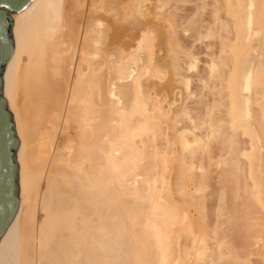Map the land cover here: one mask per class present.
I'll return each mask as SVG.
<instances>
[{
    "label": "bare ground",
    "instance_id": "6f19581e",
    "mask_svg": "<svg viewBox=\"0 0 264 264\" xmlns=\"http://www.w3.org/2000/svg\"><path fill=\"white\" fill-rule=\"evenodd\" d=\"M12 18L20 206L0 264H264V0Z\"/></svg>",
    "mask_w": 264,
    "mask_h": 264
},
{
    "label": "water",
    "instance_id": "95a60500",
    "mask_svg": "<svg viewBox=\"0 0 264 264\" xmlns=\"http://www.w3.org/2000/svg\"><path fill=\"white\" fill-rule=\"evenodd\" d=\"M32 1L0 0V240L20 206L17 154L21 141L4 94V74L15 50L12 14Z\"/></svg>",
    "mask_w": 264,
    "mask_h": 264
}]
</instances>
